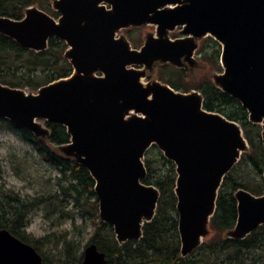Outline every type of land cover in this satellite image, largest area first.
<instances>
[{"label": "water", "instance_id": "1", "mask_svg": "<svg viewBox=\"0 0 264 264\" xmlns=\"http://www.w3.org/2000/svg\"><path fill=\"white\" fill-rule=\"evenodd\" d=\"M52 6L58 17L37 5L20 18L0 15V32L38 51L52 36L63 39L73 72L36 90L0 82V116L43 139L51 133L48 122L66 126L70 138L57 148L88 168L100 218L120 242L140 239L155 216L160 190L144 181V159L157 144L176 165L181 252L187 255L209 233L223 177L250 144L238 121L204 107L201 91L146 80L147 69L157 60L182 66L196 39L213 36L223 67L214 82L242 103L250 121L262 124L264 146V0H52ZM147 24L156 30L139 48L125 34L116 37L124 27ZM178 26L182 36L171 37ZM235 194L238 218L226 235L243 238L264 223V193L239 188ZM106 261L95 242L86 245L81 264ZM0 264H44V258L1 227Z\"/></svg>", "mask_w": 264, "mask_h": 264}, {"label": "trees", "instance_id": "2", "mask_svg": "<svg viewBox=\"0 0 264 264\" xmlns=\"http://www.w3.org/2000/svg\"><path fill=\"white\" fill-rule=\"evenodd\" d=\"M29 5H37L47 11L58 13L51 7V0H0V15L20 18ZM207 38L213 42L212 56L217 61L221 54L220 45L212 36ZM65 48V41L57 36L50 37L49 46L38 51L23 46L15 39L0 32V82L36 90L43 84L68 75L72 70V64L64 56ZM38 68L45 73L40 78L35 72ZM176 70L184 71L180 68ZM164 81L170 83L169 80ZM171 82L175 88L183 91H189L193 87L198 88L205 98L204 107L221 112L238 121L250 144L249 150L242 153L239 161L225 176L219 190L217 209L212 217L211 227L222 232L224 229H230L237 219L238 210L234 190L238 187H245L257 194L264 191V184L260 178L264 167L261 124L250 121L249 112L242 103L220 89L211 78H205L189 88ZM48 126L51 133L44 139L28 129L22 128L21 130L24 137L41 152L44 160L59 167L60 175L55 179L58 189H54L51 183L49 190L41 195L23 197L12 189L0 186V228H8L22 240L34 245L39 251L43 238L34 237L26 230L29 214L36 207L45 205L48 213L57 211L64 213L68 211L66 207L69 203L68 198L71 197L73 207L83 210L91 206L95 209L96 216L99 217L95 180L88 168L73 158H67L57 148L59 144L69 140L70 135L66 126L57 122H48ZM151 147L158 146L154 144ZM160 154L164 163L168 164L162 171L155 170V159L151 160L147 155L144 159L148 171L144 181L159 187L161 198L155 217L144 224L141 239H131L120 243L111 224L99 219L95 225V230L88 242H95L99 249L106 253V264H259L262 262L264 260L261 261L264 256V224L244 239L225 237L223 234L215 233L192 253L185 257L181 256L176 211L177 199L173 188L177 177L176 165L161 150ZM243 161L254 166L256 172L253 176H258L257 179H247L250 173L240 177L234 173L236 167ZM1 170L0 164V175ZM258 250L262 253L256 255ZM64 251L73 252L70 241L66 242ZM65 255L69 259L70 254L65 253ZM43 258L44 264H47L48 258L45 256ZM73 258L71 261H74ZM76 260L77 264L82 263L83 251L79 253Z\"/></svg>", "mask_w": 264, "mask_h": 264}, {"label": "rangeland", "instance_id": "3", "mask_svg": "<svg viewBox=\"0 0 264 264\" xmlns=\"http://www.w3.org/2000/svg\"><path fill=\"white\" fill-rule=\"evenodd\" d=\"M151 30L153 31V27L147 24L145 26L129 27L124 29L123 32L130 37L135 46H139L143 43L146 34ZM199 45L200 47L196 52L199 65L188 74L179 72L176 67L168 64L157 66L152 76L169 80L171 84V81H173L175 84H181L184 88L193 87L202 79L211 78L215 72H218L217 70L223 69L220 57L219 60L215 61V57L212 56L214 50L213 42L207 37L201 39ZM35 72L38 78L45 74L41 68H38ZM146 155L151 160L155 159L154 166L156 171H162L167 167L168 164L161 159L158 147H151ZM0 164L2 168L0 186L12 189L23 197L41 195L49 190L51 183L54 189H58L55 179L60 175L59 167L44 160L41 152L24 137L21 128L8 118L1 116ZM236 168L234 173H237L238 177L248 173L253 175L256 172L254 166L245 161L241 162ZM68 201L69 203L66 207L68 211L64 213L59 211L48 213L46 206L41 205L33 209L29 214L26 230L34 237L43 238L40 242L41 252L38 251L42 256L48 258L47 264H77L76 257L82 251L84 252V248L89 243L88 241L95 230V225L101 219L99 210L97 211L99 217H97L95 209L91 206L89 209L82 210L73 207L71 197L68 198ZM215 232L218 233L217 231ZM67 241L71 242L73 252L64 251ZM65 253L70 254L69 259ZM260 253L262 251L258 250L256 255ZM72 258L74 261H71ZM263 259L264 256L261 261Z\"/></svg>", "mask_w": 264, "mask_h": 264}, {"label": "flooded vegetation", "instance_id": "4", "mask_svg": "<svg viewBox=\"0 0 264 264\" xmlns=\"http://www.w3.org/2000/svg\"><path fill=\"white\" fill-rule=\"evenodd\" d=\"M107 6L108 7H110V5L109 4H107ZM51 7L53 8V6H52V0H51ZM43 9V8H42ZM45 10V9H44ZM53 10L54 11H56V12H58V13H54V12H50V11H48V12H50L51 14H53L54 16H56V17H58L59 16V14H60V12L58 11V10H56V9H54L53 8ZM151 25V27H153V31L151 30V31H149V32H154L155 30H156V26L155 25H153V24H150ZM139 26H145V25H131V26H127V27H124V28H122V29H120L118 32H117V34H116V37H118L121 33L122 34H125L128 38H129V40L131 41V43H132V40L130 39V37L126 34V33H124L123 32V30L124 29H128L129 27H139ZM180 26H178L176 29H174V30H172V31H170L169 32V35L171 36V37H173V38H175V37H179V36H182V34L180 33ZM148 32V33H149ZM147 33V34H148ZM146 34V35H147ZM209 36H211V35H206L205 37H203V38H200V39H196V42H197V47H196V49L193 51V52H191L190 54H188L187 52H186V54L185 55H183L182 56V59H183V65L182 66H176V65H174V64H172L171 62H167V61H162V60H157L156 62H155V64H154V68L152 69V68H148L147 69V76H146V80H151V79H154V78H158V77H156V76H152V74L154 73L153 71L154 70H156V67L157 66H165V65H168V64H170V65H173L174 67H176V68H180V69H183L184 71L183 72H185L186 74H188L189 72H191V70H194L195 68H196V66L197 65H199V59L196 57V52H197V50L199 49V47H200V45H199V43H200V40L201 39H204V38H206V37H209ZM213 37V36H212ZM214 38V37H213ZM215 39V38H214ZM63 40V39H62ZM145 40H146V36H145V39H144V41H143V43L145 42ZM216 40V39H215ZM219 42V41H218ZM66 43V42H65ZM142 43V44H143ZM142 44H140L139 46H135L133 43H132V45L134 46V47H136V48H139ZM220 44V43H219ZM221 45V44H220ZM48 46H49V44H48ZM66 48H67V44H66ZM66 48H65V50H66ZM221 48V47H220ZM201 52V51H200ZM64 56H65V51H64ZM66 57V56H65ZM67 58V57H66ZM68 59V58H67ZM69 60V59H68ZM71 63V62H70ZM73 69H74V67H73V65H72V70H71V72L68 74V75H70L72 72H73ZM222 70V69H221ZM220 70V71H221ZM218 71V70H217ZM68 75H65V76H68ZM65 76H61V77H65ZM58 78H60V77H58ZM158 79H160V78H158ZM211 79L214 81V74L212 75V77H211ZM160 80H162V79H160ZM204 79H202L201 81H203ZM162 81H164V80H162ZM200 81V82H201ZM166 82V81H165ZM168 83V82H167ZM170 84V83H169ZM170 85H172V84H170ZM173 86V85H172ZM174 87V86H173ZM177 89V88H176ZM190 89H197V90H199L198 88H190ZM179 90H181V89H179ZM200 91V90H199ZM260 124V123H259ZM47 125H48V123H47ZM262 125V124H261ZM263 128V127H262ZM70 138V137H69ZM162 151V150H161ZM175 170H176V166H175ZM232 170V169H231ZM230 170V171H231ZM229 171V172H230ZM229 172H227L226 174H225V176L229 173ZM176 173H177V171H176ZM263 173H264V167H263V170H262V172L260 173V178H261V180H262V182H263V184H264V177H263ZM225 176L223 177V180H224V178H225ZM252 179V180H255V179H257L258 178V176H253V175H248L247 176V179ZM223 180H222V183H223ZM222 183H221V185H222ZM221 185H220V187H221ZM175 187H176V182H175V185H174V193H175ZM220 187H219V190H220ZM159 188V187H158ZM239 188H244V189H246V190H248V191H250L249 189H247V188H245V187H238L236 190H234V197L236 198V201H237V210H238V199H237V196H236V191L239 189ZM159 190H160V188H159ZM219 190H218V196H219ZM250 192H252V191H250ZM253 194H256V195H260V194H263L264 193V191L262 192V193H254V192H252ZM97 195V194H96ZM175 196H176V199H177V195H176V193H175ZM218 196H217V203H218ZM160 198H161V190H160ZM160 198H159V200H160ZM177 201H178V199L176 200V211H177V216H178V231H179V237H180V254H182V252H181V235H180V230H179V212H178V209H177ZM159 202V201H158ZM157 207H158V205H157ZM216 209H217V207H216ZM156 212H157V208H156ZM216 212V211H215ZM215 214V213H214ZM214 214H213V216H214ZM155 215H156V213H155ZM212 216V217H213ZM155 217V216H154ZM153 217V218H154ZM212 217H211V220H212ZM237 218H238V215H237ZM102 220V219H101ZM153 220V219H152ZM211 220H210V222H209V233L207 234V236L204 238V240L202 241V243L206 240V239H208L209 237H211V235H213V234H215L216 232L215 231H217L218 233L217 234H223L225 237H230V236H228V235H226V229H224L222 232H220V231H218V230H215V229H213L212 227H211ZM106 222V221H105ZM236 222H237V219H236V221H235V223H234V225L236 224ZM108 223V222H107ZM110 224V223H109ZM264 224V223H263ZM234 225L231 227V228H233L234 227ZM260 225H262V224H260ZM259 225V226H260ZM113 226V225H112ZM258 226V227H259ZM143 227H144V225H143ZM114 228V227H113ZM257 228V227H256ZM255 228V229H256ZM254 229V230H255ZM254 230H252V231H254ZM251 231V232H252ZM115 232V231H114ZM250 232V233H251ZM249 233V234H250ZM116 234V233H115ZM248 234V235H249ZM248 235H246L245 237H243V238H240V239H244V238H246ZM143 236V235H142ZM117 238V237H116ZM231 238H234V237H231ZM141 239V238H140ZM140 239H132V240H140ZM236 239H238V238H236ZM128 240H131V238L130 239H128ZM128 240H126V241H128ZM119 241V240H118ZM126 241H124V242H126ZM120 242V241H119ZM91 243V242H90ZM120 243H123V242H120ZM201 243V244H202ZM89 244V243H88ZM200 244V245H201ZM199 245V246H200ZM107 259V258H106ZM264 263V260L262 261V262H260L259 264H263Z\"/></svg>", "mask_w": 264, "mask_h": 264}, {"label": "bare ground", "instance_id": "5", "mask_svg": "<svg viewBox=\"0 0 264 264\" xmlns=\"http://www.w3.org/2000/svg\"><path fill=\"white\" fill-rule=\"evenodd\" d=\"M238 239H240V238H238ZM192 252H193V251H192ZM192 252H190V253H192ZM190 253H188L187 255H189ZM187 255H183V254H181L182 257H185V256H187Z\"/></svg>", "mask_w": 264, "mask_h": 264}]
</instances>
